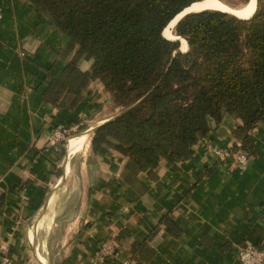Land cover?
<instances>
[{
    "label": "crops",
    "instance_id": "1",
    "mask_svg": "<svg viewBox=\"0 0 264 264\" xmlns=\"http://www.w3.org/2000/svg\"><path fill=\"white\" fill-rule=\"evenodd\" d=\"M0 261L11 264H240L236 249L264 247V121L256 153L240 171L230 149L238 120L227 116L177 169L123 180L125 158L94 151V131L123 110L98 81L73 108L44 92L68 60L67 37L28 0H0ZM81 59L78 67L90 69ZM79 123L70 142L49 146L55 125ZM166 221V222H165ZM17 222L19 224L17 225ZM113 240V256L101 246Z\"/></svg>",
    "mask_w": 264,
    "mask_h": 264
},
{
    "label": "trees",
    "instance_id": "2",
    "mask_svg": "<svg viewBox=\"0 0 264 264\" xmlns=\"http://www.w3.org/2000/svg\"><path fill=\"white\" fill-rule=\"evenodd\" d=\"M28 1L67 37L62 56H71L45 101L73 109L98 81L123 108L94 131L91 148L124 157L126 183L135 186L140 173L157 178L163 161L177 169L227 116L238 120L230 150L255 155L252 132L264 121V0L249 19L212 10L185 15L172 29L188 44L184 53L163 32L203 0ZM81 59L91 61L89 70L79 69Z\"/></svg>",
    "mask_w": 264,
    "mask_h": 264
},
{
    "label": "built area",
    "instance_id": "3",
    "mask_svg": "<svg viewBox=\"0 0 264 264\" xmlns=\"http://www.w3.org/2000/svg\"><path fill=\"white\" fill-rule=\"evenodd\" d=\"M2 17L0 10V19ZM80 131V124L77 123L72 126H67L63 124H59L52 128L48 138L47 143L49 146L57 147L62 144H67L71 141L72 137H74ZM237 146L239 144L237 143ZM211 151H214L219 158H224L230 154H234L235 156V167L240 171L246 170L250 165L251 158L247 156L243 151L234 153L230 149L227 150H219L215 147L209 146ZM19 222H17V225ZM116 250V244L113 240H109L105 242L100 250L99 255L102 261H106L108 258L114 255ZM236 257L240 264H264V247H257L254 245H243L239 246L236 249ZM0 264H11V260L8 257H4L1 259Z\"/></svg>",
    "mask_w": 264,
    "mask_h": 264
},
{
    "label": "bare ground",
    "instance_id": "4",
    "mask_svg": "<svg viewBox=\"0 0 264 264\" xmlns=\"http://www.w3.org/2000/svg\"><path fill=\"white\" fill-rule=\"evenodd\" d=\"M255 9H256V0H250L248 4H246L245 6L241 8H231L230 6L218 0H203L201 2L193 3L191 6L186 8L182 12V14L178 15L176 19L170 25L171 27L165 30L164 36L171 40H177V37L173 35L174 33L172 32V29H174V23L186 13H199L202 11L212 10V11L227 12L230 14L232 13L238 16L239 18L248 19L252 16ZM179 40L182 41L181 50L186 51L187 50L186 42H184V39H181L180 37H179ZM84 140H85L84 137H80V138L76 137V139L71 140L70 142L71 151L74 150L76 146L81 145Z\"/></svg>",
    "mask_w": 264,
    "mask_h": 264
},
{
    "label": "water",
    "instance_id": "5",
    "mask_svg": "<svg viewBox=\"0 0 264 264\" xmlns=\"http://www.w3.org/2000/svg\"><path fill=\"white\" fill-rule=\"evenodd\" d=\"M256 5H257V0H256ZM256 10V9H255ZM255 12V11H254ZM182 14V13H181ZM187 14H190V13H186V14H184L182 17H184L185 15H187ZM254 14V13H253ZM252 14V15H253ZM180 15V14H179ZM182 17H180V19L182 18ZM176 19V18H175ZM174 19V20H175ZM180 19H178L175 23H174V26L177 24V22L180 20ZM249 19V18H248ZM174 20H172L169 24H168V26L165 28V30L167 29V28H170L171 26V24H172V22L174 21ZM165 30H164V32H165ZM164 32H163V34H164ZM177 40H179V37H177ZM189 49H188V44H187V50L186 51H182L181 50V48L179 49V51H181L182 53H184V52H187Z\"/></svg>",
    "mask_w": 264,
    "mask_h": 264
},
{
    "label": "rangeland",
    "instance_id": "6",
    "mask_svg": "<svg viewBox=\"0 0 264 264\" xmlns=\"http://www.w3.org/2000/svg\"><path fill=\"white\" fill-rule=\"evenodd\" d=\"M218 1H220V2H223L224 4H226V5H228V6H231V7H234V8H241V7H243V5H236V4H233L232 2H230V1H228V0H218ZM175 38V37H174ZM181 41V40H180ZM185 42V41H184ZM181 46H182V41H181ZM186 48H187V46H186ZM94 82H96V81H94ZM94 82H92V83H94ZM91 83V84H92ZM90 84V85H91Z\"/></svg>",
    "mask_w": 264,
    "mask_h": 264
}]
</instances>
